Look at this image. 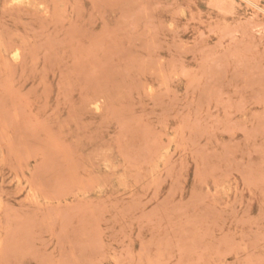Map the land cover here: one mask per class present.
Listing matches in <instances>:
<instances>
[{"label": "rangeland", "instance_id": "obj_1", "mask_svg": "<svg viewBox=\"0 0 264 264\" xmlns=\"http://www.w3.org/2000/svg\"><path fill=\"white\" fill-rule=\"evenodd\" d=\"M0 264H264V0H0Z\"/></svg>", "mask_w": 264, "mask_h": 264}, {"label": "bare ground", "instance_id": "obj_2", "mask_svg": "<svg viewBox=\"0 0 264 264\" xmlns=\"http://www.w3.org/2000/svg\"><path fill=\"white\" fill-rule=\"evenodd\" d=\"M13 1H15V2H22L23 0H13ZM41 2V1H40ZM17 4V3H16ZM15 4V5H16ZM42 4V3H41ZM33 6H35V5H33ZM17 51V50H16ZM14 52V51H13ZM15 53V52H14ZM17 53H19V52H17ZM16 54V53H15ZM12 55V54H11ZM21 57V56H20ZM98 104H99V102H98ZM95 105V104H94ZM100 105V104H99ZM99 105H97V106H99ZM171 142V141H170ZM167 149V148H166ZM167 152V151H166ZM162 158V157H161ZM164 158V157H163ZM164 166V165H163ZM158 168V167H157ZM35 193V192H34Z\"/></svg>", "mask_w": 264, "mask_h": 264}]
</instances>
